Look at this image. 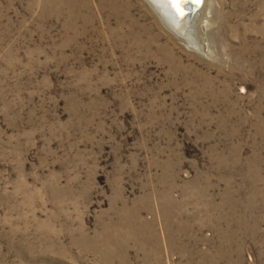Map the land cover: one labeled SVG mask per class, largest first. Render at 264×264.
<instances>
[{
    "label": "rangeland",
    "instance_id": "obj_1",
    "mask_svg": "<svg viewBox=\"0 0 264 264\" xmlns=\"http://www.w3.org/2000/svg\"><path fill=\"white\" fill-rule=\"evenodd\" d=\"M47 1L0 0V264H104L83 236L139 220L159 264H264V0H206L195 49L144 0Z\"/></svg>",
    "mask_w": 264,
    "mask_h": 264
},
{
    "label": "bare ground",
    "instance_id": "obj_2",
    "mask_svg": "<svg viewBox=\"0 0 264 264\" xmlns=\"http://www.w3.org/2000/svg\"><path fill=\"white\" fill-rule=\"evenodd\" d=\"M51 1L53 2L54 0H48L47 2L49 4H52ZM144 1L148 3L152 11L158 16V18L163 23V25L173 35L179 37V39H181L185 43L193 46L190 48L195 49L194 47H196L195 45L199 44L200 40L198 39L200 38H198L199 34L194 35L192 34L191 31H193V29L197 26V28L199 29L198 33L202 32L200 19H202L205 11L206 0H203L200 10L197 12V14L193 16L191 20H189L190 16L193 14L194 10L199 6V5L197 6L195 0H188L187 3L180 6L179 10H177L176 6L171 5L169 3V0H144ZM58 3L60 2L58 1ZM167 11L169 13V15L167 16L168 18L165 16V13ZM190 12H192V14H190ZM191 36H194L195 39H192ZM162 200L163 199H161L160 197V201H161L160 203L162 204L161 206H165V203ZM139 221H138V225H139L138 228L134 229L133 226H129L130 231H132L131 233H126V232L123 233L121 232L120 229L117 230L115 229L114 231L112 230L108 231V233L104 235L96 236L91 240L86 238L85 236H83V238L88 243V245L90 244L89 250L99 255V257L102 258L104 264H108L111 258H116V257H120L121 263L125 264L126 260L124 257V249L122 247L124 243L125 244L128 243V241L131 239H133L135 243L139 246L138 249H141L143 253H145L146 258H150L149 256H151L154 258V260L157 259L154 262V264H159L160 261L158 260L159 254L156 248V246H158V240H156L155 232L152 229H150V225H149L152 223L151 222L144 223L143 221L141 222ZM203 221L208 222L210 220L207 217H204ZM223 223H224V219L222 224ZM166 232L169 241H171L172 238L169 234L168 228H166ZM84 240L82 239L83 242H85ZM210 244L213 243L211 242ZM118 247H121V249L118 250L117 249ZM146 258H144L145 262H146Z\"/></svg>",
    "mask_w": 264,
    "mask_h": 264
},
{
    "label": "water",
    "instance_id": "obj_3",
    "mask_svg": "<svg viewBox=\"0 0 264 264\" xmlns=\"http://www.w3.org/2000/svg\"><path fill=\"white\" fill-rule=\"evenodd\" d=\"M196 1V4H197V6H198V8H196L195 10H194V12H193V14H192V12H190V14H192L191 16H190V18H189V20H191L192 18H193V16L195 15V14H197V12L200 10V8H201V6H202V2H203V0H195ZM165 13V12H164ZM169 15V13H168V11L165 13V16L167 17ZM168 18V17H167Z\"/></svg>",
    "mask_w": 264,
    "mask_h": 264
},
{
    "label": "snow or ice",
    "instance_id": "obj_4",
    "mask_svg": "<svg viewBox=\"0 0 264 264\" xmlns=\"http://www.w3.org/2000/svg\"><path fill=\"white\" fill-rule=\"evenodd\" d=\"M188 0H169V3L171 5H174L177 7V10H179L180 6L187 3Z\"/></svg>",
    "mask_w": 264,
    "mask_h": 264
}]
</instances>
